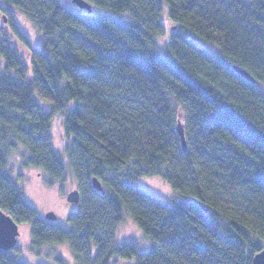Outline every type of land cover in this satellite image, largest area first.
<instances>
[{
  "label": "trees",
  "instance_id": "1",
  "mask_svg": "<svg viewBox=\"0 0 264 264\" xmlns=\"http://www.w3.org/2000/svg\"><path fill=\"white\" fill-rule=\"evenodd\" d=\"M85 1L92 11L0 0L40 35L34 46L11 16L0 28V207L31 223L35 254L68 244L75 264H252L264 248V0ZM18 148L49 185L75 178L68 227L25 199L8 170ZM125 217L145 247L117 237ZM0 264L25 263L0 249Z\"/></svg>",
  "mask_w": 264,
  "mask_h": 264
},
{
  "label": "rangeland",
  "instance_id": "2",
  "mask_svg": "<svg viewBox=\"0 0 264 264\" xmlns=\"http://www.w3.org/2000/svg\"><path fill=\"white\" fill-rule=\"evenodd\" d=\"M63 1L68 4L71 2V0ZM9 16L12 17L11 20L16 23V26L34 46H37L40 43V35L38 32L32 28L23 17L17 14V12H14V10L11 13L6 14L0 9L1 29H4L5 31L9 30V22H11ZM170 34L171 32L166 29L163 36L167 35V38L169 39ZM165 40L166 37L160 39L161 45ZM20 48L25 50L23 46ZM51 132L54 136L56 146L63 147L65 140L61 121L58 119L53 120ZM23 153L24 148H18L12 153L8 166L10 175L16 181L18 186L22 188L25 199L37 210L39 217L48 219L46 218L47 213L53 211L57 216L53 222L68 227L70 213L78 208V203L71 204L67 200L69 192L77 188L75 178L68 171L62 184L56 183L54 185H49L46 182L47 178L43 172L37 168L26 166L24 164V159L26 157L23 156ZM142 181L163 197H168L171 193L170 187L161 179L150 177ZM19 230L20 235L18 236L17 245L11 249V252L25 264H75L73 254L70 251L68 244L44 245L40 250V254H35L31 250V223H19ZM116 234L121 240H139L143 247L148 244V241L141 236L139 228L130 217H125L118 225ZM58 259H61V262Z\"/></svg>",
  "mask_w": 264,
  "mask_h": 264
},
{
  "label": "water",
  "instance_id": "3",
  "mask_svg": "<svg viewBox=\"0 0 264 264\" xmlns=\"http://www.w3.org/2000/svg\"><path fill=\"white\" fill-rule=\"evenodd\" d=\"M73 1L76 2L80 7L87 8L89 11H92V7L85 0ZM241 72L245 76H248L246 71L241 70ZM178 130L182 137L184 150H187L184 129L180 121L178 124ZM93 185L97 190L101 191L103 189L101 182L96 177H94L93 179ZM67 200L69 203H78L80 200L79 190L75 188L74 190L69 192V194L67 195ZM56 217L57 216L53 211L47 213L46 216V218L52 220L56 219ZM19 235L20 230L18 222H16L9 213L4 211L0 207V249L9 251L12 248L16 247ZM252 264H264V248L253 257Z\"/></svg>",
  "mask_w": 264,
  "mask_h": 264
}]
</instances>
